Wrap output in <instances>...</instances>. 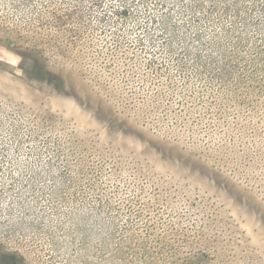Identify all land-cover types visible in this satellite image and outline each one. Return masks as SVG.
Returning a JSON list of instances; mask_svg holds the SVG:
<instances>
[{
  "label": "trees",
  "instance_id": "trees-1",
  "mask_svg": "<svg viewBox=\"0 0 264 264\" xmlns=\"http://www.w3.org/2000/svg\"><path fill=\"white\" fill-rule=\"evenodd\" d=\"M143 1L96 3L104 24L117 30L132 9L128 5ZM196 1H182L180 12H193ZM168 23L176 34L178 27ZM216 36L229 38L224 31ZM242 39L230 47L220 39L218 49L189 60L143 55L119 41L102 45L97 53L81 54L88 61L79 71L84 85L61 76L51 86L57 101L41 104L39 122L47 128L38 134L45 138L39 147L48 143L53 160L85 168L93 160L101 171L109 169L114 181L142 198L119 207L184 215L193 232L182 227L153 233V225L150 235H139L149 260L264 264V49L235 51ZM104 191L111 192L105 185ZM16 257L0 250L1 261Z\"/></svg>",
  "mask_w": 264,
  "mask_h": 264
},
{
  "label": "rangeland",
  "instance_id": "rangeland-1",
  "mask_svg": "<svg viewBox=\"0 0 264 264\" xmlns=\"http://www.w3.org/2000/svg\"><path fill=\"white\" fill-rule=\"evenodd\" d=\"M182 1L131 3L113 30L96 0H0V250L17 254L0 264H163L144 255L139 235H150L153 225V233L182 227L193 232L179 212L119 207L142 198L93 160L88 168L53 160L52 147H39L45 138L38 135L47 128L39 122L41 104L58 99L54 81L64 76L84 85L79 71L88 61L82 52L97 53L119 41L143 55L189 60L218 49L220 39L230 47L239 38L235 51L264 49V0H198L193 12H180ZM168 21L178 27L176 34ZM220 31L229 38L218 39Z\"/></svg>",
  "mask_w": 264,
  "mask_h": 264
}]
</instances>
